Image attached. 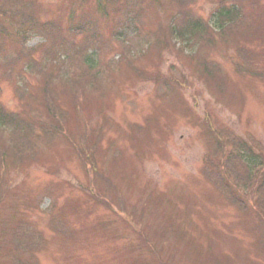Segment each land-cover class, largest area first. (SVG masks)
<instances>
[{"label":"rangeland","instance_id":"374dc122","mask_svg":"<svg viewBox=\"0 0 264 264\" xmlns=\"http://www.w3.org/2000/svg\"><path fill=\"white\" fill-rule=\"evenodd\" d=\"M103 1L0 0V108L64 116L51 139L0 126V264H264V167L232 142L264 164V0ZM184 11L211 41L174 38Z\"/></svg>","mask_w":264,"mask_h":264},{"label":"trees","instance_id":"16d2710c","mask_svg":"<svg viewBox=\"0 0 264 264\" xmlns=\"http://www.w3.org/2000/svg\"><path fill=\"white\" fill-rule=\"evenodd\" d=\"M8 2V4L12 3V0H3ZM180 3H183L182 0H177ZM28 0H17V5L19 7H22V9H25L27 7ZM193 0H188L186 2V5L192 3ZM14 3V2H13ZM110 4V2H109ZM12 5V4H11ZM225 5V4H224ZM100 6L102 8H105L104 1L100 0ZM13 9L9 7V9H3V5L0 4V16H6L10 15V12H12ZM219 14V21L221 24V27L218 30H215L217 34H219L220 37L228 38L231 36V31L238 30L240 26H242L246 22V15L244 13V7L242 5H236L232 4L231 6H225L222 9L218 10ZM29 25V29L27 31H49L46 29L47 27L38 24L34 19L30 18L25 21ZM24 26V25H23ZM26 27V26H24ZM236 28V29H235ZM4 28H0V31H3ZM212 29L213 27L210 26V24L203 20L196 18L195 15L191 14L189 11L180 12L179 15H177L174 18V21L172 22V35L174 38L181 40L183 43H186V46L189 48H196L197 42L202 41H211L212 37ZM243 50H240L239 53H241ZM242 57V56H241ZM242 60L245 62H248L245 58L242 57ZM211 66V65H210ZM210 66H207L208 72L212 71V68ZM241 68V67H239ZM243 69V68H242ZM213 72V71H212ZM50 111L52 112V118L54 121V124H47V123H38V124H27L24 120H22L17 115H11L6 113L3 109L0 108V126H2L5 129H11L13 131L19 132L24 134L25 132L28 133L27 135L35 136L37 132V129H39L41 134H43L44 137L55 138L57 133L63 132V127L61 126V119L64 117L63 114H61L58 109L55 110L53 106H49ZM22 139H26V136L23 135ZM22 140V141H23ZM21 142V141H19ZM19 142L14 143L16 146V155L19 157L22 154V150L24 149V145H20ZM232 142H235L237 153L240 154V158L238 156H235L237 159H239L242 163V165L246 168L248 174L252 172V170H258L262 165L264 167V164H262V159L260 156H257L253 148L249 146L246 142H240L238 140L233 139ZM240 148H242V152L240 151ZM1 154V153H0ZM4 154H1V158L3 159ZM260 157V158H259ZM264 186H261V189ZM260 189V190H261Z\"/></svg>","mask_w":264,"mask_h":264}]
</instances>
